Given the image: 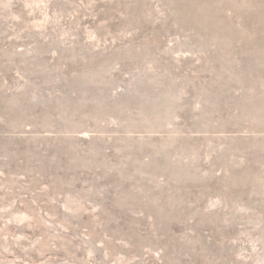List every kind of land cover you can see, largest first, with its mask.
<instances>
[{
	"label": "rangeland",
	"instance_id": "1",
	"mask_svg": "<svg viewBox=\"0 0 264 264\" xmlns=\"http://www.w3.org/2000/svg\"><path fill=\"white\" fill-rule=\"evenodd\" d=\"M0 264H264V0H0Z\"/></svg>",
	"mask_w": 264,
	"mask_h": 264
}]
</instances>
